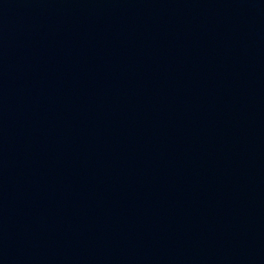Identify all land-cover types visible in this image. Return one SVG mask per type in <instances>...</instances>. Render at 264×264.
<instances>
[{"label":"water","instance_id":"obj_1","mask_svg":"<svg viewBox=\"0 0 264 264\" xmlns=\"http://www.w3.org/2000/svg\"><path fill=\"white\" fill-rule=\"evenodd\" d=\"M0 264H264V0H0Z\"/></svg>","mask_w":264,"mask_h":264}]
</instances>
